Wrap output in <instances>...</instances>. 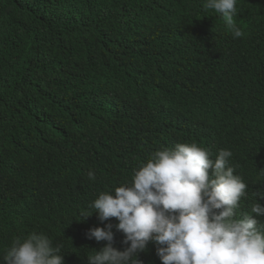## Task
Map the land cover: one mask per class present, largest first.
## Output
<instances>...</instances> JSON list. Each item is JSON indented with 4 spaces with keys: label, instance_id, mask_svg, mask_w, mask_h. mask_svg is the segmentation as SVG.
<instances>
[{
    "label": "trees",
    "instance_id": "16d2710c",
    "mask_svg": "<svg viewBox=\"0 0 264 264\" xmlns=\"http://www.w3.org/2000/svg\"><path fill=\"white\" fill-rule=\"evenodd\" d=\"M236 7L234 39L203 0H0V257L35 232L88 264L116 219L82 213L178 143L232 151L235 218L264 206V0Z\"/></svg>",
    "mask_w": 264,
    "mask_h": 264
},
{
    "label": "clouds",
    "instance_id": "9594fccd",
    "mask_svg": "<svg viewBox=\"0 0 264 264\" xmlns=\"http://www.w3.org/2000/svg\"><path fill=\"white\" fill-rule=\"evenodd\" d=\"M237 0H203L221 14L233 38L245 33L234 22ZM233 153L178 143L157 150L125 183L92 202L103 227L85 233L88 264H264V206L235 218L246 183L229 166ZM95 180V172L88 171ZM264 198V194L258 195ZM82 219V220H83ZM150 247V252L147 249ZM0 264H65L59 246L43 233L15 238ZM78 264V263H77Z\"/></svg>",
    "mask_w": 264,
    "mask_h": 264
}]
</instances>
